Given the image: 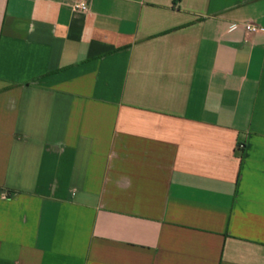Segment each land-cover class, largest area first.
I'll list each match as a JSON object with an SVG mask.
<instances>
[{"label": "crops", "instance_id": "crops-1", "mask_svg": "<svg viewBox=\"0 0 264 264\" xmlns=\"http://www.w3.org/2000/svg\"><path fill=\"white\" fill-rule=\"evenodd\" d=\"M244 22L264 0H0V264H264Z\"/></svg>", "mask_w": 264, "mask_h": 264}, {"label": "built area", "instance_id": "built-area-1", "mask_svg": "<svg viewBox=\"0 0 264 264\" xmlns=\"http://www.w3.org/2000/svg\"><path fill=\"white\" fill-rule=\"evenodd\" d=\"M72 9L73 11L76 12H88L89 11V5L86 2H77L72 4ZM243 28L247 33L250 34H255V33H259V32H264V29H261L260 27H258L255 24H252L250 22H244L241 25L239 24H235L232 26V29H236V28ZM243 148V146H240Z\"/></svg>", "mask_w": 264, "mask_h": 264}]
</instances>
